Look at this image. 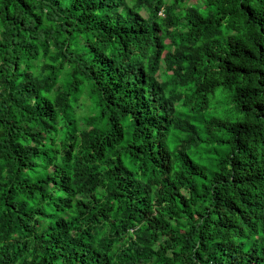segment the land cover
Masks as SVG:
<instances>
[{
	"label": "trees",
	"instance_id": "trees-1",
	"mask_svg": "<svg viewBox=\"0 0 264 264\" xmlns=\"http://www.w3.org/2000/svg\"><path fill=\"white\" fill-rule=\"evenodd\" d=\"M0 264H264V0H0Z\"/></svg>",
	"mask_w": 264,
	"mask_h": 264
},
{
	"label": "rangeland",
	"instance_id": "rangeland-1",
	"mask_svg": "<svg viewBox=\"0 0 264 264\" xmlns=\"http://www.w3.org/2000/svg\"><path fill=\"white\" fill-rule=\"evenodd\" d=\"M188 2H193V0H188ZM142 13V12H141Z\"/></svg>",
	"mask_w": 264,
	"mask_h": 264
}]
</instances>
